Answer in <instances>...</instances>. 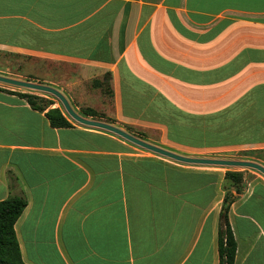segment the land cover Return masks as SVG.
<instances>
[{
    "label": "crops",
    "instance_id": "1",
    "mask_svg": "<svg viewBox=\"0 0 264 264\" xmlns=\"http://www.w3.org/2000/svg\"><path fill=\"white\" fill-rule=\"evenodd\" d=\"M0 51L83 65V84L110 95L86 120L185 158L264 155V0H0ZM10 93L0 203H26L23 264H220L229 192L233 264H264V177L231 186L237 170L167 159L62 110L71 127L56 129Z\"/></svg>",
    "mask_w": 264,
    "mask_h": 264
},
{
    "label": "rangeland",
    "instance_id": "2",
    "mask_svg": "<svg viewBox=\"0 0 264 264\" xmlns=\"http://www.w3.org/2000/svg\"><path fill=\"white\" fill-rule=\"evenodd\" d=\"M0 75L15 80L41 84L56 89L66 98L71 108L81 117H83V114L86 113V110H89L85 109V107H87L86 105L100 106L101 104L105 105L106 103L110 105L108 100L110 95H102L101 93H99L96 89L91 87L90 81L83 84V65L67 63L64 61H49L44 59L41 60L40 58L29 54H14L0 51ZM107 82L108 77H104V79H102L101 85L109 87L108 85H106ZM0 87L12 89L15 93L31 95L33 97L41 99L42 102H39L37 106L45 110L59 109L60 111L62 110V112L65 113L61 104L53 96L44 93L14 88L3 84H0ZM104 99H106L105 102ZM93 113L97 118L103 117V115H100V113L96 111H93ZM65 115L67 114L65 113ZM125 128L128 131L137 134L138 136H136L139 138L143 135V133L141 132H136V130H134L132 127L125 126ZM147 135L148 137L154 136L153 133H149ZM158 137L159 136L157 133L155 138L158 140ZM252 154L249 156L248 154L246 156L243 154H218L216 155V157L210 159L235 160L254 163L259 162L264 165V155L261 156L258 154ZM232 169L234 171H239L238 173H241V183L243 182L244 177L246 181L253 179V174L250 173H255L260 175L261 177H264L254 170L239 168Z\"/></svg>",
    "mask_w": 264,
    "mask_h": 264
},
{
    "label": "trees",
    "instance_id": "3",
    "mask_svg": "<svg viewBox=\"0 0 264 264\" xmlns=\"http://www.w3.org/2000/svg\"><path fill=\"white\" fill-rule=\"evenodd\" d=\"M10 94L16 95L25 100L30 107L36 111H45V109L37 106L39 102H42V100L37 97L19 93ZM84 115L95 117L91 110H86ZM45 117L53 128L71 127L59 109L48 110ZM224 179L225 183H229L231 186H236L241 183L242 175L238 172H227ZM232 201L233 196L226 193L219 214L217 249L220 264H233L235 258L236 244L227 220V214ZM25 207V201L16 197L0 203V264H23L17 248L13 225Z\"/></svg>",
    "mask_w": 264,
    "mask_h": 264
},
{
    "label": "water",
    "instance_id": "4",
    "mask_svg": "<svg viewBox=\"0 0 264 264\" xmlns=\"http://www.w3.org/2000/svg\"><path fill=\"white\" fill-rule=\"evenodd\" d=\"M0 84L44 93L48 94L50 96H53L58 100V102L61 104L62 108L64 109L67 116L76 122L77 124H80L82 126L91 127L100 129L103 131H107L109 133L115 134L122 139L132 143L133 145L144 149L146 151H149L153 154L165 157L167 159L183 163V164H190V165H202V166H216V167H226V168H239V169H250L254 170L258 173H260L262 176H264V168L258 164L252 163V162H246V161H233V160H214V159H198V158H185L178 155H175L173 153H170L168 151H165L163 149H160L158 147H155L153 145H150L148 143H145L113 126H110L105 123L97 122V121H91L86 120L82 118L80 115H78L70 106L66 98L56 89L51 88L49 86L41 85V84H35L31 82L21 81V80H15L7 77L0 76Z\"/></svg>",
    "mask_w": 264,
    "mask_h": 264
}]
</instances>
